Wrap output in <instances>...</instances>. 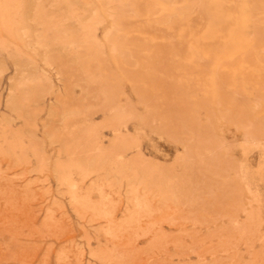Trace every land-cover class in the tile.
Listing matches in <instances>:
<instances>
[{
	"label": "rangeland",
	"instance_id": "1",
	"mask_svg": "<svg viewBox=\"0 0 264 264\" xmlns=\"http://www.w3.org/2000/svg\"><path fill=\"white\" fill-rule=\"evenodd\" d=\"M0 264H264V0H0Z\"/></svg>",
	"mask_w": 264,
	"mask_h": 264
},
{
	"label": "bare ground",
	"instance_id": "2",
	"mask_svg": "<svg viewBox=\"0 0 264 264\" xmlns=\"http://www.w3.org/2000/svg\"><path fill=\"white\" fill-rule=\"evenodd\" d=\"M29 2H30V1H29ZM37 10H38V9H37ZM25 24H26V23H25ZM95 27H96V26H95ZM22 30H23V29H22ZM64 37H65V36H64ZM35 38H36V37H35ZM48 56H49V55H48ZM48 59H49V58H48ZM13 86L16 87L15 85H13ZM13 86H12V87H13ZM16 88H17V87H16ZM14 89H15V88H14ZM10 90H11V89H10ZM15 90H16V89H15ZM13 92H14V91H13ZM13 95H14V94H13ZM12 98H13V97H12ZM14 98H15V97H14ZM14 98H13V99H14ZM17 104H18V103H17ZM17 107H18V106H17Z\"/></svg>",
	"mask_w": 264,
	"mask_h": 264
}]
</instances>
